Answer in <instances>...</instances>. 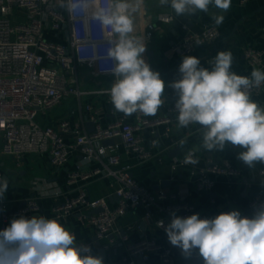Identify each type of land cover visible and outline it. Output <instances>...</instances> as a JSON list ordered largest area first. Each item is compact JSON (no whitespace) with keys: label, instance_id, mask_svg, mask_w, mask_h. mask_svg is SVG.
<instances>
[{"label":"built area","instance_id":"2783aa9c","mask_svg":"<svg viewBox=\"0 0 264 264\" xmlns=\"http://www.w3.org/2000/svg\"><path fill=\"white\" fill-rule=\"evenodd\" d=\"M248 1L240 0L242 4ZM103 3L107 6L108 0ZM76 12L83 13V9L78 7ZM156 18L162 24L175 19L167 12H159ZM157 28L154 22L146 21L139 35H143L147 43L154 38ZM219 38V28L205 24L201 32L185 31L171 42L169 50L172 55L188 56L200 47L215 44ZM107 46L99 24L87 13L70 16L66 8L61 7V0H0V156L11 158L17 166H21L27 155L45 156L52 167L61 168L78 152L89 168L71 172L68 184L84 182L88 185L104 177L112 180V195L118 197L113 205L108 198H91L81 188L76 197L57 204L53 211L61 220L74 210L83 211L78 217L79 224L95 230V239L83 243L91 250L99 247L101 239L115 234L117 221L139 206L148 209L147 218L163 233L160 221L166 226L171 212L188 216L196 211L195 204L183 199L178 190L171 187L153 190L134 177L132 170L136 165L164 161V156L156 151V140H147L145 135L154 136L159 126H164L165 137L170 135L169 125L174 120L178 122L176 101L162 117L145 116L141 112L129 117L117 115L110 100L111 87H88L91 82L114 78L108 71L113 62L104 55ZM245 59L249 66L246 76L250 77L254 68L264 69L263 51L250 47ZM263 91L264 83L251 89L252 99ZM95 96L105 97L107 105L94 103ZM68 99L78 101L71 116L47 122V115ZM106 115L113 118L103 123ZM39 116L43 119L38 120ZM87 122L94 123L93 131H88ZM106 140L113 143L104 145ZM189 157L196 158L193 149L176 160L172 169L190 166L191 163H185ZM256 164L258 175L264 179V163ZM240 174V169L229 161L216 160H208L190 172L197 194H209L218 176L235 178ZM0 178L3 179L1 170ZM261 203H264V195L255 194L242 215L251 217ZM98 208L101 211L94 212ZM40 209L39 202L33 198L16 209L7 201H0V230L13 218H31ZM114 242L112 238L110 244ZM110 244L102 246L108 249ZM147 252H156L162 264H176L173 246L161 244L155 238L131 243L125 255L109 264H139L135 257H145Z\"/></svg>","mask_w":264,"mask_h":264},{"label":"clouds","instance_id":"9594fccd","mask_svg":"<svg viewBox=\"0 0 264 264\" xmlns=\"http://www.w3.org/2000/svg\"><path fill=\"white\" fill-rule=\"evenodd\" d=\"M232 0H159L170 5L177 16L207 13L210 6L227 12ZM144 0H61V7L73 13H87L99 24L107 47L104 55L113 62L108 69L114 76L110 100L116 111L125 115L141 112L155 116L163 105L165 82L146 62L147 45L143 35H135L136 16ZM83 13H77V8ZM217 25L223 15L214 16ZM231 52L220 51L211 69L202 67L195 56H185L179 65L180 78L167 86L177 96L178 126L199 125L203 148L223 151L240 147L237 159L249 168L264 163V107L252 99L251 89L264 83V71L253 69L249 76L231 71ZM185 163L196 164L191 157ZM8 181L0 178V201ZM165 226L169 243L186 259L198 258L202 264H264V203L251 217L239 210L221 212L212 218L199 213L188 216L170 213ZM0 264H104L91 247L77 246L75 234L58 219L44 216L13 218L0 230Z\"/></svg>","mask_w":264,"mask_h":264},{"label":"crops","instance_id":"0c3cea01","mask_svg":"<svg viewBox=\"0 0 264 264\" xmlns=\"http://www.w3.org/2000/svg\"><path fill=\"white\" fill-rule=\"evenodd\" d=\"M159 12H167L174 16V21L169 24L158 23L156 15ZM223 15V22L215 23L214 16ZM154 22L158 28L154 38L147 42V51L144 54L146 62L154 71L160 73L165 82V93L162 97L163 105L158 110L156 117L167 114V109L173 104L177 96L167 85L180 78L178 71L183 57L170 53L172 41L180 38L185 31L201 32L205 24H214L219 28L220 38L215 44L200 47L191 55L200 59L201 66L211 69L215 56L220 51L232 53L233 64L231 71L238 75L246 76L249 66L245 59L248 48H257L264 52V0H249L242 4L240 0H232L227 12L209 7L207 13L197 12L195 15L177 16L170 5H160L159 0H144V6L136 16V32L139 35L144 29L145 22ZM261 71H264L262 69ZM115 78L105 81L91 82L93 88L111 87ZM255 101L264 107V91L256 96ZM94 103L106 104L105 97L95 96ZM78 101L68 99L56 108L53 115L47 118V122L71 116L72 110L77 107ZM117 115L124 114L116 111ZM74 116V115H73ZM128 117L130 115H127ZM75 117V116H74ZM113 116L106 115L103 123L111 120ZM170 127V135H163L164 126L158 127V133L154 136L146 133L147 140L155 139L156 151L164 156V161L159 163L155 160L136 165L132 173L134 177L145 186L155 190L159 187H171L179 191L183 199L193 202L196 206L195 213L200 217L212 218L221 212L239 210L241 214L247 211L248 204L255 194L264 195V179L258 175L257 164L249 168L237 159V154L243 151L240 147L226 146L223 151H208L203 148L202 133L204 131L199 125H189L186 128L178 126L174 120ZM188 149L196 152V164L172 169L176 160L185 156ZM178 151L170 156L173 151ZM123 153V152H122ZM125 158V155H123ZM208 160L229 161L240 169L241 174L235 178L218 176L214 187L209 194H197L192 186L190 172L195 167H202ZM131 162L135 163V160ZM85 170L89 164H83V156L74 152L69 162L61 167H52L48 158L39 155H27L21 166H17L11 158L0 156V170L3 179L8 181V190L3 201H7L12 209L21 207L28 199H36L40 204V212L36 217L44 216L48 219H57L53 214L57 204L78 195L81 188L86 190L91 198L112 197L111 179L101 178L86 185L84 182L68 184V175L77 169ZM169 182L166 186L164 183ZM155 211L153 207L150 208ZM83 211L74 210L65 220L58 219L67 229L75 234L77 246L95 239V230L90 226H82L78 217ZM148 209L139 206L122 216L115 226L116 233L101 239L102 244H110L113 238L115 242L106 249L105 256L99 254V247H94L93 255L103 258L104 264L119 260L128 251L131 243L142 239L155 238L161 244H166L164 233L147 218ZM10 223V222H9ZM9 223L5 226L7 227ZM112 237V238H109ZM176 253V264H194L193 259H186L181 251L173 247ZM139 264H162L156 252H147Z\"/></svg>","mask_w":264,"mask_h":264},{"label":"water","instance_id":"95a60500","mask_svg":"<svg viewBox=\"0 0 264 264\" xmlns=\"http://www.w3.org/2000/svg\"><path fill=\"white\" fill-rule=\"evenodd\" d=\"M66 39H67V40L69 39V37H68V33H67V32H66ZM86 127H87L88 131H93L95 125H94L93 122H87V123H86ZM112 143H113L112 140H106V141L103 142L104 145H109V144H112ZM177 153H178L177 150H176V151H173V152L170 154V156H174V155L177 154ZM168 183H169V182H167V183L165 182V183L163 184V186H166ZM155 188L157 189L158 186L155 187ZM109 200H110L111 202H113V201H117V200H118V197H117V195H113L112 197L109 198ZM100 211H101L100 208L94 210V212H96V213H97V212H100ZM164 236H165V240H166V242H167V245H168V246H172V245L169 243L168 237H167V235H166L165 233H164ZM109 238H112V237H109ZM98 244H99V249H98L99 254H101L102 256H105V254H106V249L102 246V244H101L100 242H98ZM176 248H177V247H176ZM177 249L180 250L179 248H177ZM180 251H181V250H180ZM135 258H136V260H137L139 263H140V262L142 261V259H143L142 256H136ZM193 262H194V264H200V260H199L198 258H196V257H194Z\"/></svg>","mask_w":264,"mask_h":264},{"label":"rangeland","instance_id":"374dc122","mask_svg":"<svg viewBox=\"0 0 264 264\" xmlns=\"http://www.w3.org/2000/svg\"><path fill=\"white\" fill-rule=\"evenodd\" d=\"M135 22H136V21H135ZM88 87H89V88H93V85L89 84ZM52 112H53V111H52ZM52 112H50V113L47 115L46 119H47V118L49 119V117L53 115ZM39 119L42 120L43 118H41V116H39V117H38V120H39Z\"/></svg>","mask_w":264,"mask_h":264}]
</instances>
